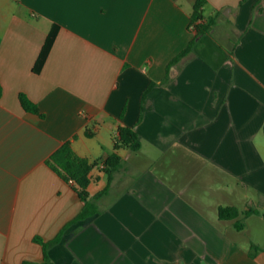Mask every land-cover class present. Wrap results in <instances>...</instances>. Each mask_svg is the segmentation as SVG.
<instances>
[{
  "label": "crops",
  "instance_id": "0c3cea01",
  "mask_svg": "<svg viewBox=\"0 0 264 264\" xmlns=\"http://www.w3.org/2000/svg\"><path fill=\"white\" fill-rule=\"evenodd\" d=\"M196 1L0 0V264H264L252 250L264 241L219 218L264 211V0H206L215 25L172 64L195 37ZM121 128L141 151H117L99 213L46 263L34 239L54 240L84 208L48 159L71 142L95 164V196Z\"/></svg>",
  "mask_w": 264,
  "mask_h": 264
},
{
  "label": "trees",
  "instance_id": "16d2710c",
  "mask_svg": "<svg viewBox=\"0 0 264 264\" xmlns=\"http://www.w3.org/2000/svg\"><path fill=\"white\" fill-rule=\"evenodd\" d=\"M206 5V0H197L194 6V11L191 19V26L195 32L194 39L190 42L189 46L173 61L172 64L179 62L184 57L188 56L195 44L198 37L209 34L215 25V21L210 19L208 22L204 21V6ZM59 31L58 26H53L46 43L40 53V56L35 65V71L40 72L46 63V60L50 54V51L54 45L57 34ZM3 94V88L0 81V98ZM147 97V93L144 97ZM20 103L23 109L31 114L39 115L44 117L38 108V106L32 102L29 97L25 94H20ZM143 108V113L145 112ZM264 132V128H263ZM87 136L91 137L92 133L87 132ZM120 149H127L131 153H139L142 149V140L140 135L137 133L135 128H121L119 130L118 136L116 137L114 145V153H112L104 163V172L107 176V187L99 194L92 196L89 192V186L91 184V172L95 168V164L89 162L87 159L79 157L72 148L71 142H67L60 147L47 161V165L54 171L60 178H62L67 183H72L76 193L79 195L80 199L84 203V208L81 213L64 229L59 233V235L52 241L46 242L43 239L36 237L34 242L41 245L44 251L45 262L49 263L48 251L55 245H58L64 239L68 229L76 224L85 222L99 213V207L97 201L102 196L106 195L111 187L114 174L119 171L123 166V160L118 155L117 151ZM262 215L264 218V211H258L256 209H250L245 212L246 216L250 215ZM241 212L236 207H221L219 210V218L223 221L235 220L236 228L242 230L244 224L240 221ZM252 250L254 252L264 251V248L258 246H253ZM31 264V263H24Z\"/></svg>",
  "mask_w": 264,
  "mask_h": 264
},
{
  "label": "rangeland",
  "instance_id": "374dc122",
  "mask_svg": "<svg viewBox=\"0 0 264 264\" xmlns=\"http://www.w3.org/2000/svg\"><path fill=\"white\" fill-rule=\"evenodd\" d=\"M239 219L244 224V227L247 225L249 232L246 235L248 237L254 236L257 237L258 240L264 241V221L255 216L251 219H247V216L243 214H241Z\"/></svg>",
  "mask_w": 264,
  "mask_h": 264
}]
</instances>
